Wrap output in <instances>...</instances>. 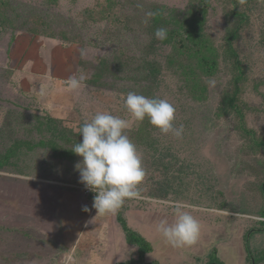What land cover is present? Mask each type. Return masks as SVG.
<instances>
[{"label": "rangeland", "instance_id": "rangeland-1", "mask_svg": "<svg viewBox=\"0 0 264 264\" xmlns=\"http://www.w3.org/2000/svg\"><path fill=\"white\" fill-rule=\"evenodd\" d=\"M205 2L11 0L13 25L0 30V160L16 152L0 168V264L137 261L118 217L151 245L147 264H208L213 254L223 264H250L248 248L264 255V0ZM192 5L206 9L204 36L217 60L213 77H198L202 102L183 83L182 67L191 63L156 39L151 24L158 12L180 17ZM38 15L49 30L35 35L30 27L45 26ZM50 31L68 38L47 37ZM102 62L107 70L96 80ZM73 75H83L86 86L70 90L65 82ZM235 87L240 115L221 111ZM130 91L167 99L184 132L176 138L147 119L133 123L127 134L147 173L141 198L127 200L116 215L97 214L72 146L97 112L130 119ZM177 202L201 225L197 242L182 248L156 231L161 220L174 221ZM15 207L23 222L10 217Z\"/></svg>", "mask_w": 264, "mask_h": 264}, {"label": "clouds", "instance_id": "clouds-1", "mask_svg": "<svg viewBox=\"0 0 264 264\" xmlns=\"http://www.w3.org/2000/svg\"><path fill=\"white\" fill-rule=\"evenodd\" d=\"M151 16L153 13H148ZM167 29L157 28L154 36L167 39ZM84 76L73 75L66 86L72 91L84 88ZM124 107L130 119L97 112L90 121L78 129L81 142L74 143L72 152L81 159L75 165L79 182L95 193L92 207L101 215H116L127 200L141 198V185L146 177L143 156L129 138L127 130L133 123L145 119L162 134L171 133L181 138L184 126L174 124L176 109L167 99L149 98L128 92ZM188 206L177 202L173 205L174 221L161 220L156 231L165 242L175 248L194 245L200 235V222L185 209ZM82 211H90L84 206Z\"/></svg>", "mask_w": 264, "mask_h": 264}, {"label": "trees", "instance_id": "trees-1", "mask_svg": "<svg viewBox=\"0 0 264 264\" xmlns=\"http://www.w3.org/2000/svg\"><path fill=\"white\" fill-rule=\"evenodd\" d=\"M205 1L206 0H200V4H205ZM57 2L58 0H46L47 4L55 5L57 4ZM195 6L196 5H192L187 11L180 13V17H177L178 15H172L169 17L168 15L166 16L163 11L158 12L153 16L151 24L155 28L154 33L157 28H166L168 35L167 39L162 41L163 44L172 47L174 53H176L177 56H179L180 58H185L188 63H191L190 65L182 67V76L184 78L183 83L191 93V97L193 98V100L195 102H202L206 98L204 94L206 92V88L200 83L201 79H199L198 77H200L199 75L207 78L213 77L216 74L217 70V60L214 54V49L211 47L209 41H207L204 36L206 9L204 6L198 8ZM12 8L13 3H11V0H0V30H7L10 26L13 25L14 12H12ZM16 18H19V16L16 15ZM35 20L36 23L45 25L43 27L44 29L40 31L39 27L33 26L32 28L30 27L29 33L38 35L43 33V31L45 30H49V27L47 26V24H45L41 16H39V18ZM50 32L51 33L47 34V37H59L60 39L68 38L66 36L67 33L65 32ZM230 39H232V41L236 39L235 33H233ZM70 42L77 43L75 39H73V41L70 40ZM167 62L169 65H171L172 59H169ZM101 65L102 66H100L99 73L94 75L96 76V80L100 79L104 71L107 70L105 69L107 63L102 62ZM237 69L240 72L239 75L235 78L236 83H238L242 78V69L239 65H237ZM152 71V74L156 75L157 72L155 71V69H152L151 72ZM152 74H149L151 78H153ZM153 82H155V80ZM237 94L238 90L235 87L232 94L224 98L223 103L225 104V107L221 106V111L225 112V109H227L232 113L240 115V111L238 108L239 105L237 104ZM12 152H16V150L9 149L7 153L2 157V159L0 160V168L5 165L4 163H9ZM261 218L264 219V212L261 214ZM117 220L121 225L127 244L135 246L138 252L137 261H130L125 264H147L144 263L143 257L146 254L152 252L153 249L151 245L142 236L131 231L122 218L118 217ZM261 225H264V222H261ZM246 238L249 237L246 236ZM214 256V254L211 256V260L208 264H223L217 261ZM246 257L250 264H259V262L264 260V255L254 256L249 248L247 249ZM151 264L157 263L154 262Z\"/></svg>", "mask_w": 264, "mask_h": 264}, {"label": "crops", "instance_id": "crops-1", "mask_svg": "<svg viewBox=\"0 0 264 264\" xmlns=\"http://www.w3.org/2000/svg\"><path fill=\"white\" fill-rule=\"evenodd\" d=\"M11 210H14V211H16V213L13 211V212H10V209H9V211H8V213L10 214V217L11 218H14V220H16L17 218V220L19 221V222H23V216L22 215H17V213H19V212H21V211H23V209H17L16 210V207L14 208V209H11ZM6 211V210H5ZM24 212V211H23ZM22 217V218H21ZM16 218V219H15Z\"/></svg>", "mask_w": 264, "mask_h": 264}, {"label": "built area", "instance_id": "built-area-1", "mask_svg": "<svg viewBox=\"0 0 264 264\" xmlns=\"http://www.w3.org/2000/svg\"><path fill=\"white\" fill-rule=\"evenodd\" d=\"M84 194H85L89 199H91V200H93L94 195H95V193H93V192L87 190L85 187H84Z\"/></svg>", "mask_w": 264, "mask_h": 264}]
</instances>
